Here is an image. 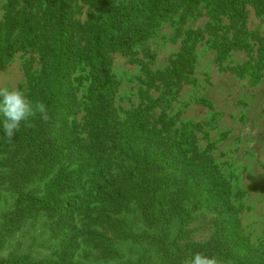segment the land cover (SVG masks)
<instances>
[{
    "label": "trees",
    "instance_id": "1",
    "mask_svg": "<svg viewBox=\"0 0 264 264\" xmlns=\"http://www.w3.org/2000/svg\"><path fill=\"white\" fill-rule=\"evenodd\" d=\"M77 1L9 0L5 7L0 72L18 52L38 54V75L32 61L24 65L31 83L26 96L43 102L46 113L22 122L13 138L0 125V187L15 195L0 234L20 230L36 214L48 217L49 232L60 247L40 264H82L76 260L81 246L98 250L109 261L122 257L121 245L143 240L157 262L141 264H189L195 252L213 256L219 264H264V246L238 253L239 241L230 235L227 222H238L240 209L232 204L230 183L214 162L192 156L191 145L156 129L141 108L122 119L114 105L117 83L109 54L129 55L172 10L181 8L185 19L206 0H93L96 11L86 23L76 18ZM249 3L264 11V0L209 2L211 13L229 15L244 38ZM236 36L214 39L219 60L237 48L252 50ZM256 40L264 44V39ZM133 62L142 67L149 85L160 79L166 88L180 87L192 70V51L185 49L164 75L142 58ZM80 66L91 76L84 131L69 120L78 106L72 75ZM142 98L152 101L148 91ZM76 172L85 173L91 185L85 197L76 194ZM203 210L214 215L212 236L204 242L183 241ZM174 221L179 231L171 237ZM0 264L28 263L12 256L0 257Z\"/></svg>",
    "mask_w": 264,
    "mask_h": 264
},
{
    "label": "rangeland",
    "instance_id": "2",
    "mask_svg": "<svg viewBox=\"0 0 264 264\" xmlns=\"http://www.w3.org/2000/svg\"><path fill=\"white\" fill-rule=\"evenodd\" d=\"M8 1L0 0V23ZM210 1L203 2L185 19L181 8L172 10L147 41L129 55L109 54L117 83L114 105L122 119L128 112L141 108L148 113L156 129L178 141L183 138L191 145L192 156L214 162L230 183L232 204L240 209L238 222L235 219L227 222L230 235L239 241L238 253L249 254L252 247L264 246V51L261 52L264 44L256 40L264 39V11L256 3L246 5L247 38H244L236 33L238 28L232 27L229 15L211 13ZM74 9L77 20L86 23L96 6L93 0H78ZM215 26L219 27L217 31ZM234 32L235 40L240 44L246 42L252 50L237 48L219 60L214 39L221 41ZM187 48L192 51V70L180 87L166 88L160 79L149 85L142 67L133 62L142 58L154 72L164 75ZM39 59L36 53L18 52L0 72V89H17L27 95L31 83L27 81L24 65L27 60L32 61L38 75ZM72 81L78 106L69 120L79 131H84L90 103L87 98L91 84L89 69L78 67ZM143 91L149 92L152 101L142 98ZM75 174L78 177L72 180L77 187L76 194L85 197L91 191L87 175ZM14 196L0 187V223L3 215L13 209ZM213 222L211 212L196 213L189 227L192 232L183 241L209 240L215 228ZM178 231L179 225L174 221L171 237ZM147 246L150 247L145 240L123 244L119 247L122 257L109 261L102 259L98 250L81 246L76 260L82 264L156 263L154 252ZM59 247V240L49 232L48 217L43 214L32 216L10 235L0 234V257L5 259L16 256L28 264H40Z\"/></svg>",
    "mask_w": 264,
    "mask_h": 264
},
{
    "label": "clouds",
    "instance_id": "3",
    "mask_svg": "<svg viewBox=\"0 0 264 264\" xmlns=\"http://www.w3.org/2000/svg\"><path fill=\"white\" fill-rule=\"evenodd\" d=\"M37 113H46V105L43 102H33L17 89H0V125L3 134L7 137L13 138L22 122ZM189 264H219V262L213 256L195 252L191 255Z\"/></svg>",
    "mask_w": 264,
    "mask_h": 264
}]
</instances>
